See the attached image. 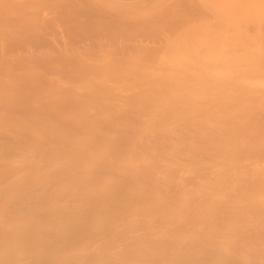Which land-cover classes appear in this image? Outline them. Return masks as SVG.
Segmentation results:
<instances>
[{"label": "bare ground", "instance_id": "obj_1", "mask_svg": "<svg viewBox=\"0 0 264 264\" xmlns=\"http://www.w3.org/2000/svg\"><path fill=\"white\" fill-rule=\"evenodd\" d=\"M183 7L171 77L0 63V264H264V0Z\"/></svg>", "mask_w": 264, "mask_h": 264}, {"label": "rangeland", "instance_id": "obj_2", "mask_svg": "<svg viewBox=\"0 0 264 264\" xmlns=\"http://www.w3.org/2000/svg\"><path fill=\"white\" fill-rule=\"evenodd\" d=\"M123 1L0 0V63L11 68L34 65L40 70L54 65L64 72L69 70L68 63L81 61L59 52L73 50L93 58L87 63L141 67L143 74L132 78L171 77L165 74V69L174 62V51L196 46L194 40L197 39L189 38L194 44H186L179 31L168 27L177 19V23L184 26H194L191 14L183 11L186 0ZM185 17L189 19L180 20ZM202 62L213 61L197 59L187 65L192 67ZM62 71L53 74L48 69L41 70L37 77L110 78L63 74Z\"/></svg>", "mask_w": 264, "mask_h": 264}, {"label": "crops", "instance_id": "obj_3", "mask_svg": "<svg viewBox=\"0 0 264 264\" xmlns=\"http://www.w3.org/2000/svg\"><path fill=\"white\" fill-rule=\"evenodd\" d=\"M117 1H122V2H125V1H123V0H117Z\"/></svg>", "mask_w": 264, "mask_h": 264}]
</instances>
